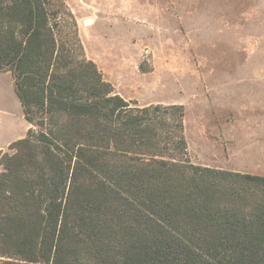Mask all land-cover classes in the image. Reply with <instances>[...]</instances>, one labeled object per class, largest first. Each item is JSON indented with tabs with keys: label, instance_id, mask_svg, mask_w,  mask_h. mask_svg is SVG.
I'll return each instance as SVG.
<instances>
[{
	"label": "trees",
	"instance_id": "1",
	"mask_svg": "<svg viewBox=\"0 0 264 264\" xmlns=\"http://www.w3.org/2000/svg\"><path fill=\"white\" fill-rule=\"evenodd\" d=\"M0 71L30 124L0 157V264H264V175L192 162L184 105L117 93L64 0H0Z\"/></svg>",
	"mask_w": 264,
	"mask_h": 264
},
{
	"label": "rangeland",
	"instance_id": "2",
	"mask_svg": "<svg viewBox=\"0 0 264 264\" xmlns=\"http://www.w3.org/2000/svg\"><path fill=\"white\" fill-rule=\"evenodd\" d=\"M64 2L77 18L88 58L97 64L117 93L126 99L137 100L140 105L191 102V97L197 94L198 82L202 78L205 82L204 76L208 72L219 74L216 76L225 73L222 66L218 68L220 54L215 56L206 42L214 45L230 42V45L237 46L244 59L247 90L243 91L240 85L231 92L234 91L232 84L226 88L213 85L211 94L212 101H229L233 95L235 98L246 95L244 115L240 113L241 119L247 120L246 133L244 138H239L242 143L246 142L245 151L243 149L239 158L227 159L223 152L217 153L212 147L216 157L214 154L211 158L206 157L208 147L202 143L200 148L198 141H202L191 135L190 122V141L187 143L190 154L198 162L208 161L225 167L230 164L238 167L240 165L236 164L240 163L244 170L264 172V0ZM212 48L214 52L223 49ZM253 80L257 83L252 88ZM235 98L230 102L231 119H235ZM221 112H225L221 122L226 124L228 111H216V115ZM29 128L12 74L0 71V157L12 154V144L25 137ZM234 135L237 136L232 133ZM2 170L0 166V172Z\"/></svg>",
	"mask_w": 264,
	"mask_h": 264
},
{
	"label": "crops",
	"instance_id": "3",
	"mask_svg": "<svg viewBox=\"0 0 264 264\" xmlns=\"http://www.w3.org/2000/svg\"><path fill=\"white\" fill-rule=\"evenodd\" d=\"M89 20H86V23H88ZM211 42H206V46L209 48L210 51L215 53V56H218L220 54V58L218 59L217 63L220 66H222V72L224 75L223 76H216L219 74H214L213 72H208L204 76L205 82H203V78L198 82V87H197V94L195 97H191V102L189 101H183L182 105L186 106V119H185V128H186V138L188 142L190 141L189 138V122L192 123V130H191V135L196 136L197 139L200 138L199 144L200 148H202V143L208 147V154L206 157L211 158L212 155L214 154L216 157L215 152H213L212 147H215L218 152H223L226 158H239L241 157L242 153L246 149V142L242 143L239 138L243 136L246 133V126H247V120L241 119L240 113L243 110V106L246 100V95L241 98L238 95V98H235V95L230 97L229 101H225L224 99L217 100V101H212V91H213V85L220 86L222 85V88H226L229 84H232L234 86V91L235 92L236 88H239L240 85H242V90L246 91L247 90V75H246V70H245V65L243 62V58L241 55V50L234 45H230V42H220L218 45L210 44ZM90 44V42H89ZM86 43V45H89ZM219 47L223 49H219L218 51L214 52V48L212 47ZM87 51L90 53L92 58L95 60L96 57H93L89 47H87ZM221 59V60H220ZM228 64L230 65L228 67ZM220 71V70H219ZM254 85L251 84L252 88L255 86L257 83L256 80H253L252 82ZM211 87V90H210ZM241 91V87L238 90V92ZM210 95H209V94ZM125 98V97H124ZM231 98H235V103H236V111L235 113V119H231L230 115V102ZM179 104V103H177ZM148 105V104H145ZM222 111L226 110L228 111L227 115L225 116L226 124H222L221 120L223 119L224 113L221 112L218 117L216 115V111ZM211 111V113H209ZM213 113V114H212ZM244 115V113L242 112ZM216 115V116H214ZM217 117V118H216ZM226 127V129H224ZM233 128V129H232ZM233 131V132H232ZM233 134H237V136H232ZM243 133V135H242ZM245 140V139H244ZM205 147V148H206ZM244 149V151H243ZM188 151L189 155L192 159V162L196 163L197 160H195L194 156H192L191 153V148L190 145L188 144ZM264 156V154H263ZM263 160V158H262ZM264 161V160H263ZM198 162V161H197ZM198 164L204 165V166H210V167H216V168H221V169H227V170H232L236 172H242V173H253V174H260L264 175V172H257V171H247L242 169V164H236V166H230L229 162V167H225L224 165H217L210 163L208 161L205 162H198Z\"/></svg>",
	"mask_w": 264,
	"mask_h": 264
}]
</instances>
